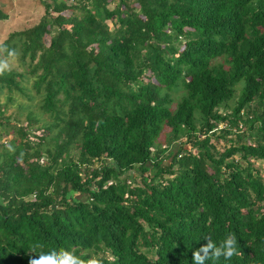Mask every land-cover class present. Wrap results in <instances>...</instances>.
Segmentation results:
<instances>
[{
  "label": "trees",
  "instance_id": "trees-1",
  "mask_svg": "<svg viewBox=\"0 0 264 264\" xmlns=\"http://www.w3.org/2000/svg\"><path fill=\"white\" fill-rule=\"evenodd\" d=\"M40 1L0 44L17 59L0 71V264L36 242L191 264L226 232L239 255L212 264H264V0Z\"/></svg>",
  "mask_w": 264,
  "mask_h": 264
},
{
  "label": "clouds",
  "instance_id": "clouds-1",
  "mask_svg": "<svg viewBox=\"0 0 264 264\" xmlns=\"http://www.w3.org/2000/svg\"><path fill=\"white\" fill-rule=\"evenodd\" d=\"M16 55L14 50L8 52L10 58ZM7 63L0 62V71L7 68ZM11 151L13 146H7ZM28 264H97L95 258L83 259L71 248L48 246L36 242L30 246ZM239 255L237 238L231 233H225L222 238L208 239L206 243L192 251L191 264H212L223 258L230 262Z\"/></svg>",
  "mask_w": 264,
  "mask_h": 264
},
{
  "label": "rangeland",
  "instance_id": "rangeland-1",
  "mask_svg": "<svg viewBox=\"0 0 264 264\" xmlns=\"http://www.w3.org/2000/svg\"><path fill=\"white\" fill-rule=\"evenodd\" d=\"M13 1V6H8L7 5V11L9 12V18L0 21V44L5 41V39H7V37L9 36V34L13 31L16 30H22V29H26L31 27L32 25L36 24L41 16L43 15L44 12V7L40 4V0H12ZM8 4V2L6 0H3V4ZM66 14H68V11L66 12ZM108 23L110 24V26H112L111 21H108ZM51 37V36H50ZM5 55L4 51H2V49L0 48V56ZM16 57L13 58H3L0 60V62H5L7 61V67H17V63H16ZM242 87L243 84H238L236 85V91H235V95L233 97V99H231L230 101L227 102V105H223L222 107L219 108V112L223 113V114H227L232 112L233 108L235 107L237 100L242 92ZM172 97L175 99V103L174 106L176 104L177 101L180 100L183 91L181 92H175L172 91L171 92ZM173 106V108H174ZM11 113V111L9 112ZM17 115L12 119L14 122L12 124H14L16 121V119H18L19 117H22V121H24V114L22 110H19L16 112ZM21 121V122H22ZM8 124V125H7ZM7 126H12L9 123H6ZM225 124H221L219 126V128L224 127ZM16 126V124L14 125ZM8 130L13 131L12 127H7ZM168 128L165 129V131L161 134V136L159 137V140L162 142L163 146H166L165 143V139L166 136L165 134L168 132ZM234 130H236L234 128ZM238 131V130H237ZM13 134H9L7 136H5L3 138L6 139H10L12 138ZM236 135L232 134L229 136V138H235ZM185 138L181 139V141H184ZM247 141L249 142L250 140L247 139ZM214 143L217 144V147L220 151L224 150V146H225V139H220L219 141H215V139L213 140ZM187 148H190L191 146L189 144L186 145ZM176 151V148H175ZM169 160L166 159L164 161V163H168ZM96 165L98 166L99 164L96 163ZM255 165L258 167H263L264 164L261 162H255ZM264 175V172H263ZM70 195H72L73 197H77L79 194L76 193H71Z\"/></svg>",
  "mask_w": 264,
  "mask_h": 264
}]
</instances>
